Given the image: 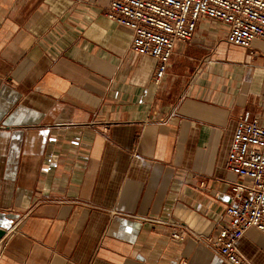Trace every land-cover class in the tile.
<instances>
[{
	"label": "crops",
	"instance_id": "1",
	"mask_svg": "<svg viewBox=\"0 0 264 264\" xmlns=\"http://www.w3.org/2000/svg\"><path fill=\"white\" fill-rule=\"evenodd\" d=\"M110 2L0 0V264H231L198 237L226 223L237 122L264 124V40L201 20L156 83ZM238 248L264 264L259 229Z\"/></svg>",
	"mask_w": 264,
	"mask_h": 264
},
{
	"label": "built area",
	"instance_id": "2",
	"mask_svg": "<svg viewBox=\"0 0 264 264\" xmlns=\"http://www.w3.org/2000/svg\"><path fill=\"white\" fill-rule=\"evenodd\" d=\"M106 15L131 30L133 52L158 59L156 83L164 78L176 44L190 41L201 20L226 26L227 40L237 46L264 40V0H111ZM227 168L237 179L228 182L226 223L198 239L231 264H252L238 241L252 227L264 234V124L257 119L237 122ZM187 235L182 226L171 231L177 241Z\"/></svg>",
	"mask_w": 264,
	"mask_h": 264
},
{
	"label": "water",
	"instance_id": "3",
	"mask_svg": "<svg viewBox=\"0 0 264 264\" xmlns=\"http://www.w3.org/2000/svg\"><path fill=\"white\" fill-rule=\"evenodd\" d=\"M6 230L0 227V240L5 236Z\"/></svg>",
	"mask_w": 264,
	"mask_h": 264
},
{
	"label": "rangeland",
	"instance_id": "4",
	"mask_svg": "<svg viewBox=\"0 0 264 264\" xmlns=\"http://www.w3.org/2000/svg\"><path fill=\"white\" fill-rule=\"evenodd\" d=\"M214 25V24H213Z\"/></svg>",
	"mask_w": 264,
	"mask_h": 264
}]
</instances>
